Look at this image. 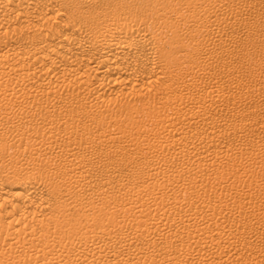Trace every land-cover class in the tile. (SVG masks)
<instances>
[{
	"label": "bare ground",
	"instance_id": "6f19581e",
	"mask_svg": "<svg viewBox=\"0 0 264 264\" xmlns=\"http://www.w3.org/2000/svg\"><path fill=\"white\" fill-rule=\"evenodd\" d=\"M246 17L264 0H0V264H264Z\"/></svg>",
	"mask_w": 264,
	"mask_h": 264
},
{
	"label": "rangeland",
	"instance_id": "374dc122",
	"mask_svg": "<svg viewBox=\"0 0 264 264\" xmlns=\"http://www.w3.org/2000/svg\"><path fill=\"white\" fill-rule=\"evenodd\" d=\"M246 21H248L247 17L245 18L244 21H241L243 23L239 22V24L236 21L230 19L226 27L229 28V29L236 30L237 28H241ZM247 23H248V29L245 32H251L253 34H256L255 35L256 38L254 39L255 45L253 47H250V48L245 50L246 53L248 54L246 60H244V58H242V54L244 53V48L243 47H241V46L232 47L231 50H230L231 56L228 57L229 58L228 59V63L232 67H264V55L261 56L262 50H264V37H260V28H263L264 25L257 24L255 22H250V21H248ZM204 52L205 51L203 49L202 50L201 49L198 50L197 51L198 57H202ZM214 53H219V52H218V50H215ZM241 75H242L241 74V70L232 71L231 74H230V76H232V78H234V79L243 80V77ZM1 146L2 145L0 144V147ZM5 148H6L5 146H2V148L0 149V167H2V166H11L14 170L22 172L23 170L21 168H19V166H18L19 164L15 161L16 158L17 159L21 158V156H22L21 153L13 151L11 147H8V150L5 149ZM257 158L258 157H256V160H257ZM233 169L238 171V170L241 169V166L235 165L233 167ZM43 171H44V169H39L38 171H34V170L32 171L31 170L28 173L32 177L35 176L34 178H37L35 180L37 182H40V183L42 182V184L44 185L46 183L44 181H46V180H44V181L42 180V179L45 178L43 176L44 174H42ZM229 173H233V172H229ZM41 176H43V177H41ZM212 178H215V177H212ZM223 178H225V177H223ZM10 180H12V179H10ZM39 180H41V181H39ZM216 181H218V180L216 179L215 182ZM222 181H223V183L224 182L226 183V181L228 182L229 179L226 180V181L222 179L221 182ZM236 181L237 180H234L233 183H235ZM123 183L125 184L126 187L130 186V183L128 184L127 181H123ZM244 183H245V181H243L242 183H236V189L237 190L235 189V184H233V187H234L235 190L234 191H232V190L230 191L231 195L233 194L234 196H239L241 192L243 194L245 192V190H246V188L244 186ZM181 184L186 185L187 182L186 181H182ZM199 184L201 185V183H199ZM240 184H242V185H240ZM242 189H245V190H242ZM237 191L239 193H237ZM221 192H222L221 195H226V192H224V191H221ZM106 196L108 198L109 197H113V195H111V194L106 195ZM237 200H241V198H238ZM226 218H227V220L231 219L230 217H226ZM150 222H147V223L150 225ZM186 246H192V242L183 241L182 247H186ZM190 262H192V261H189V263ZM189 263H186V264H189Z\"/></svg>",
	"mask_w": 264,
	"mask_h": 264
}]
</instances>
